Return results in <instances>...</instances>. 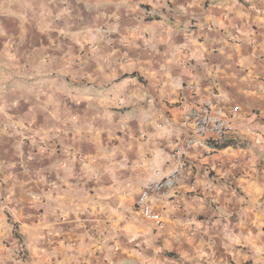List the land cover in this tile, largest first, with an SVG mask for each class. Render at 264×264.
Here are the masks:
<instances>
[{
  "label": "crops",
  "instance_id": "1",
  "mask_svg": "<svg viewBox=\"0 0 264 264\" xmlns=\"http://www.w3.org/2000/svg\"><path fill=\"white\" fill-rule=\"evenodd\" d=\"M0 264H264V0H0Z\"/></svg>",
  "mask_w": 264,
  "mask_h": 264
},
{
  "label": "built area",
  "instance_id": "2",
  "mask_svg": "<svg viewBox=\"0 0 264 264\" xmlns=\"http://www.w3.org/2000/svg\"><path fill=\"white\" fill-rule=\"evenodd\" d=\"M237 107L233 108V112ZM233 130L225 111L210 101L198 103L191 108L187 123L182 127V138L174 144L170 153L172 165L164 178L144 186L136 200L139 214L150 221L159 222L160 217L152 210L151 198L163 200L168 189L175 187L188 168V154L195 151L210 155L221 146Z\"/></svg>",
  "mask_w": 264,
  "mask_h": 264
}]
</instances>
